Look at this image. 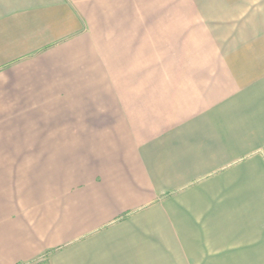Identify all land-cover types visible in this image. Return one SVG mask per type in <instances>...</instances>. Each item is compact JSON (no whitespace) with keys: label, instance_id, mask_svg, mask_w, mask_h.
I'll return each mask as SVG.
<instances>
[{"label":"crops","instance_id":"obj_1","mask_svg":"<svg viewBox=\"0 0 264 264\" xmlns=\"http://www.w3.org/2000/svg\"><path fill=\"white\" fill-rule=\"evenodd\" d=\"M0 264H264V0H0Z\"/></svg>","mask_w":264,"mask_h":264}]
</instances>
